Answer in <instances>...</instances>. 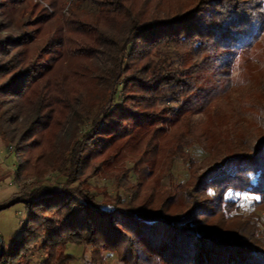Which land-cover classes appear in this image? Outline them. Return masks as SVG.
Segmentation results:
<instances>
[{"label": "trees", "instance_id": "1", "mask_svg": "<svg viewBox=\"0 0 264 264\" xmlns=\"http://www.w3.org/2000/svg\"><path fill=\"white\" fill-rule=\"evenodd\" d=\"M87 3L90 9L84 8ZM163 3L72 0L68 15L53 5L58 36L46 43L58 51L49 63L18 51L33 44L30 34L7 36L10 28L0 24V79L7 78L0 84V135L17 151L37 128L43 135L54 125L67 141L49 165L65 176L60 189L42 186L0 204L2 211L21 202L27 211L18 242L0 244V264H26L33 244L44 237L35 227L41 212L59 218L45 244L47 264H71L75 256L63 251L84 243L92 246L95 264L104 263V250L121 254L126 264H264V229L234 213L238 207L227 198L230 191L251 192L262 199L257 205H264V133L231 147L207 148L208 167L190 166L186 182L151 200L144 194L100 199L88 186L98 174L95 158L131 134L127 123L152 128L161 100L174 104L165 112L189 120L190 94L206 95L199 85L206 80L202 72L229 68L215 58L216 51L231 49L234 55L264 37L261 0H210L198 11L180 7L175 14ZM52 22L50 17L44 23ZM50 112L54 117L47 126L43 120ZM62 119L68 129L56 127ZM164 132L153 131L148 144L158 148L166 137L182 135L178 127ZM52 140L44 138L36 147L45 145L49 153ZM18 155L14 152L20 177L25 164Z\"/></svg>", "mask_w": 264, "mask_h": 264}, {"label": "rangeland", "instance_id": "2", "mask_svg": "<svg viewBox=\"0 0 264 264\" xmlns=\"http://www.w3.org/2000/svg\"><path fill=\"white\" fill-rule=\"evenodd\" d=\"M261 1L264 10V0ZM71 2L72 0H0V24L4 29L10 28L4 35L30 34L34 39L33 44L18 51H23L24 54H28L29 51V54L36 56L38 61L49 63L58 51L46 43L49 37L58 36L55 29L59 22L53 14L55 13L53 5H58L62 13L68 15ZM209 2L210 0H164L162 7L175 14L180 7H185V10L196 7L195 10L198 11ZM84 8L90 9L91 6L87 3ZM201 9L211 11L212 8ZM50 17H53V22L44 23ZM230 51L231 49H219L215 55L216 59L226 60L229 68L223 70L222 66H219L217 69L202 72L206 80L201 81L199 85L206 95L200 98V91L190 94L194 106L191 110L192 115L187 116L189 117L187 125L186 118L182 115L170 110L165 112L163 109L174 104L161 100L155 107V110L159 111V120L152 128H148V131L145 129V132L137 123H127L126 126L132 129L131 134L118 141L111 149L101 151L102 154L95 158L97 167L99 166L98 174L88 179V186L92 191L101 194L100 199H103L105 194L126 200L133 195L138 198L140 194H144V200L147 197L151 200L157 193L174 190L176 184L186 182L190 178V166L194 164L202 166L200 171L208 167L207 148L213 149L221 144L231 147L237 142L248 141L253 133H257L258 137L263 135L264 37L253 49L236 51L234 55H231ZM212 61L205 63L211 66L214 62ZM6 79H0V84ZM48 111L45 109L44 113ZM53 117L54 113L50 112L47 121L43 120L48 123L47 126L52 123ZM58 123L56 127L65 125L66 129L69 128L68 122L64 119ZM176 127L182 133L180 139L170 140L166 137L158 148L154 147L153 143L148 144L150 135L156 129L162 128L170 135L175 132ZM37 129L31 139L18 145L17 151L0 135V204L38 187L60 189L65 181L64 175L49 168L56 160L59 145L67 142L65 132L58 131L59 128H55L54 125L46 132L43 131V135H40L42 127ZM49 136L53 137V146L49 153H45V145L36 147V144ZM14 152H18L20 160L25 164V170L20 177L17 176L18 164ZM227 198L238 207L234 213L250 217L252 222H256L264 229V205H257L262 199L251 192L233 191L228 193ZM26 214V205L21 202L0 211V244L10 247L18 242L25 225ZM41 217L42 220L35 224V227L37 232L44 234V237L33 244L32 251L28 252L22 261L26 264L48 263V250L45 249V244L48 236L57 229L55 223L59 218L54 212H41ZM92 249V246L85 243L69 244L63 253L75 256L71 264H95L91 262ZM103 255L105 261L100 264H126L122 261L121 254L117 252L110 253L104 250Z\"/></svg>", "mask_w": 264, "mask_h": 264}]
</instances>
